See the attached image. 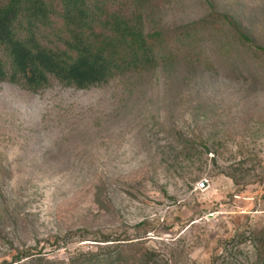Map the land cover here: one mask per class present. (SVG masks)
I'll return each instance as SVG.
<instances>
[{"label":"rangeland","instance_id":"374dc122","mask_svg":"<svg viewBox=\"0 0 264 264\" xmlns=\"http://www.w3.org/2000/svg\"><path fill=\"white\" fill-rule=\"evenodd\" d=\"M143 14L165 33L157 64L83 89L0 80V264L67 262L104 236L130 239L120 264L252 262L237 235L264 229V0H155Z\"/></svg>","mask_w":264,"mask_h":264},{"label":"trees","instance_id":"16d2710c","mask_svg":"<svg viewBox=\"0 0 264 264\" xmlns=\"http://www.w3.org/2000/svg\"><path fill=\"white\" fill-rule=\"evenodd\" d=\"M154 1L0 0V80H23L32 88H41L55 79L83 89L105 83L125 68L157 64L164 59L157 47L165 33H146L143 14ZM116 4L119 7L114 9ZM219 17L241 42L252 41L234 17ZM203 22L212 25L205 19L181 26L174 37L183 41L192 37V31ZM237 238L250 241V264H264V229L248 236L238 234ZM129 240L104 236L94 240L105 243L98 245L97 252L78 249L67 257V262L56 263L42 252L31 251L17 256L15 262L22 264L27 259L30 264H120L121 250ZM142 257L148 263L154 261L148 250Z\"/></svg>","mask_w":264,"mask_h":264},{"label":"water","instance_id":"95a60500","mask_svg":"<svg viewBox=\"0 0 264 264\" xmlns=\"http://www.w3.org/2000/svg\"><path fill=\"white\" fill-rule=\"evenodd\" d=\"M205 185H206V184L203 182V186H202V187H205Z\"/></svg>","mask_w":264,"mask_h":264}]
</instances>
